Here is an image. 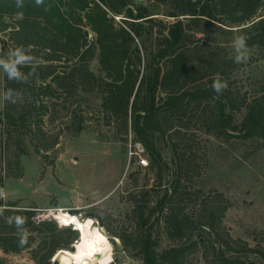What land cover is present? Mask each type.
Here are the masks:
<instances>
[{
  "label": "trees",
  "instance_id": "obj_1",
  "mask_svg": "<svg viewBox=\"0 0 264 264\" xmlns=\"http://www.w3.org/2000/svg\"><path fill=\"white\" fill-rule=\"evenodd\" d=\"M171 1L177 9L167 11L165 18L170 20H165L161 12L136 0H22V7H17V0H0V31L11 28L15 49L22 47L26 54L43 60L19 66L28 76L26 82L10 80L6 74V92L11 89L20 97L16 103L6 101L0 119L6 122L8 136L30 134L42 145L45 134L36 126L45 121L52 98L96 92L104 121L125 139L132 129L135 141L149 153L147 167L156 168L159 179L170 165L157 136L166 137L176 161L169 187L154 206L148 205L147 189L140 198L133 196L132 212L139 226L135 234H119L125 248L140 247L145 264H185L193 253L206 264H264V246L233 237L225 225L231 201L223 192L194 190L197 207L189 208L191 191L185 181L194 171L195 155L182 147L188 132L199 129L225 138L237 132L264 143V82L261 94L249 99L244 93L239 99L232 85L242 63L208 40L195 43L183 19L191 18L194 28L202 21L217 27L237 26L238 33L247 37V46H264V13H260L264 4L262 0ZM8 14L19 15L13 26L3 19ZM198 32L205 33L204 29ZM96 56L99 73L90 67ZM216 74L228 84L219 96L212 88ZM242 108L245 116L235 123V112ZM74 116L78 123L85 120L77 110ZM192 126L195 129L189 131ZM3 188L1 176L0 192ZM7 206L0 199V239L6 253L33 246L36 237L30 232L37 231L42 234L39 246L48 245L43 263L51 264L60 249L72 250L80 238L74 227H60L49 219L35 223V210ZM16 217L24 220L19 228ZM22 237L26 243H20ZM164 238L169 244L159 249Z\"/></svg>",
  "mask_w": 264,
  "mask_h": 264
},
{
  "label": "rangeland",
  "instance_id": "obj_2",
  "mask_svg": "<svg viewBox=\"0 0 264 264\" xmlns=\"http://www.w3.org/2000/svg\"><path fill=\"white\" fill-rule=\"evenodd\" d=\"M136 1L161 12V19L165 20H170L165 18L167 11L177 9L176 2L171 0ZM260 13H264V6ZM222 16L227 19V16ZM18 17L17 14H8L3 19L13 26ZM183 19L189 23V33L195 43L208 40L224 48L229 55L236 54L233 41L240 35L237 26L222 23L223 27H217L202 21L194 28L191 18ZM10 29L0 31V58L3 59H8L9 53L15 49ZM200 29H204L205 33L198 32ZM89 38L93 39L92 33ZM247 49V59L237 68V81L232 85L239 99L244 93L249 99L261 94V83L264 82V46H247ZM90 67L96 73L100 72L98 56L91 61ZM5 76L0 68V115L6 105L3 99L6 93ZM49 103L45 121L36 126L42 128L41 134H45L41 138L42 145L30 134L14 132L11 137L8 136L6 122L0 119V177L3 176L4 184L0 199L6 206L15 204L7 207L35 210V223L49 219L56 221L60 227H74L57 219L55 210L60 208L79 214L83 219L92 217L113 244V260L109 264H145L140 247L131 245L130 249L125 248L119 234H135L138 231V221L132 212L134 195L140 198L142 191L149 190L148 205L151 207L169 187L168 181L176 168L169 141L162 135L157 136L164 158L170 165V171L166 170L165 177L159 179L156 168L138 164L139 155L135 151L149 160L150 156L135 141L132 129L125 139L113 125L104 121L100 112L101 98L96 92L75 94L68 99L63 95L59 99L52 98ZM75 110L84 113L82 123H78L75 116L73 118ZM194 113L198 117V111ZM245 113L246 108L236 111L234 122L240 124ZM179 119L188 120L186 116H179ZM192 127L189 131L195 129ZM188 133L182 147L195 155L194 171L190 172V180L185 181H189L187 184L191 191L189 208L197 207L194 190L200 189L204 194L212 190L223 192L231 201L224 223L233 237L264 246L263 140L244 138L234 134L237 132H232L229 138L219 136L213 130L199 129L193 134ZM36 146L41 148L40 152ZM92 213L101 216L103 225ZM30 233L36 237L33 246L17 253H6L3 250L5 243L0 239V264L43 263L48 245L40 247L42 234L37 231ZM168 244L169 241L164 238L159 249ZM57 254L51 258V264L61 262ZM185 264L206 262L200 254L193 253Z\"/></svg>",
  "mask_w": 264,
  "mask_h": 264
},
{
  "label": "bare ground",
  "instance_id": "obj_3",
  "mask_svg": "<svg viewBox=\"0 0 264 264\" xmlns=\"http://www.w3.org/2000/svg\"><path fill=\"white\" fill-rule=\"evenodd\" d=\"M57 219L62 224L75 225L80 231V238L74 243L75 249H60L62 262L68 264H109L113 260V244L103 229L96 225L92 217L82 218L60 208L55 210Z\"/></svg>",
  "mask_w": 264,
  "mask_h": 264
},
{
  "label": "clouds",
  "instance_id": "obj_4",
  "mask_svg": "<svg viewBox=\"0 0 264 264\" xmlns=\"http://www.w3.org/2000/svg\"><path fill=\"white\" fill-rule=\"evenodd\" d=\"M42 0H37V3H41ZM17 7H22V0H17ZM247 37L244 35H239L235 37L233 41V46L235 49L234 61L236 63H242L247 59ZM42 64L43 60L37 59L31 55L25 53V50L22 47H18L15 50L9 53L8 59L0 58V68L4 70L10 80H16L18 82H26L28 80V76H25L20 70L19 66L26 64ZM31 75V74H29ZM212 88L214 92L219 96L228 88V84L224 81L219 74H216ZM20 94L15 93L13 90L9 89L6 93L3 94V99L6 101H11L12 103H16L17 99H19ZM16 225L19 228L24 220L21 217H16ZM11 223V219L8 221ZM21 244L26 243V238L22 237Z\"/></svg>",
  "mask_w": 264,
  "mask_h": 264
},
{
  "label": "built area",
  "instance_id": "obj_5",
  "mask_svg": "<svg viewBox=\"0 0 264 264\" xmlns=\"http://www.w3.org/2000/svg\"><path fill=\"white\" fill-rule=\"evenodd\" d=\"M140 143V142H139ZM142 145V143H140ZM143 146V145H142ZM134 154V152H133ZM135 154L139 155L138 157V164L142 167H147L149 165V159L146 156H143L141 153L138 151H135ZM40 222V221H37Z\"/></svg>",
  "mask_w": 264,
  "mask_h": 264
},
{
  "label": "water",
  "instance_id": "obj_6",
  "mask_svg": "<svg viewBox=\"0 0 264 264\" xmlns=\"http://www.w3.org/2000/svg\"><path fill=\"white\" fill-rule=\"evenodd\" d=\"M87 34H88V32H87ZM92 214H93V216H95V217L98 219L99 224H100V225H103V222H102L101 216H100L99 214H97V213H92ZM74 228H76L75 225H74ZM76 229H77V228H76ZM78 230H79V229H78ZM79 232H80V231H79ZM80 235H81V233H80ZM75 246H76V245L73 244V249H72V250L75 249ZM57 253H58V252H57ZM57 253H56V254H57ZM56 254H55V255H56ZM55 264H68V263H66V262H62V261H61V262H59V263H58V262H55Z\"/></svg>",
  "mask_w": 264,
  "mask_h": 264
}]
</instances>
